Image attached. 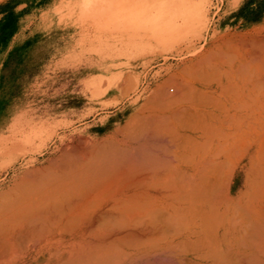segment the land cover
I'll return each instance as SVG.
<instances>
[{
  "label": "rangeland",
  "instance_id": "obj_1",
  "mask_svg": "<svg viewBox=\"0 0 264 264\" xmlns=\"http://www.w3.org/2000/svg\"><path fill=\"white\" fill-rule=\"evenodd\" d=\"M259 24L264 0H0V135H123L179 82L215 83ZM167 114L164 133L191 131ZM20 152L0 156V185Z\"/></svg>",
  "mask_w": 264,
  "mask_h": 264
},
{
  "label": "bare ground",
  "instance_id": "obj_2",
  "mask_svg": "<svg viewBox=\"0 0 264 264\" xmlns=\"http://www.w3.org/2000/svg\"><path fill=\"white\" fill-rule=\"evenodd\" d=\"M252 38H248L250 41L247 39L249 43L253 40ZM128 39L129 43H140L136 37L130 36ZM259 41L254 42L259 43ZM254 42L250 47L253 46L252 52H257V48L259 45H263L264 41L261 40L259 44ZM238 45L237 41L236 46L233 47L239 49ZM262 47L258 50L259 52H262ZM216 51L214 52L218 55V50ZM225 55L224 57L227 59ZM260 55L256 56L261 57ZM230 58L227 59V62ZM202 60L203 58L200 63H205V60ZM234 60L232 59V62ZM262 62L264 65V61ZM239 64L242 63L239 62ZM244 66L243 68L246 67ZM245 69L247 70V67ZM238 72L236 71V73ZM247 72L246 75L250 74ZM212 75L210 78L202 76L208 81L211 80ZM219 75L221 74L219 73ZM251 78L249 77V79ZM179 84H184L182 88L184 86L191 89L185 81L179 82ZM254 84L257 83L254 82ZM258 85L260 84L258 83ZM197 90L201 91L198 88ZM191 95L188 96L190 99L186 96L188 98L186 101L193 100ZM199 95L202 97L204 94ZM209 96L208 94V100L211 99ZM205 99L207 98L205 97ZM212 100L215 101L212 98L211 103ZM159 101L157 102L160 109L157 110L158 114L153 112L151 117L144 118L142 116L143 118L140 120L143 121L137 123H134L135 120L128 122L123 129V135H118V133L95 136L74 135L73 137L72 135H0V156L21 148L20 159L18 161L12 159L5 168V170L13 171L12 177L0 185V264H230L232 254L231 250H228L230 247L222 245L223 240L227 241L228 239L225 233H220L218 227V222H222L219 218H226L227 213H224L226 216H221L223 213L220 212V214L222 213L220 217L219 207L216 208L218 202L221 205L224 204L223 201L226 199L224 198L226 190L224 186L228 180L223 179L225 182L222 180L223 182L217 183L213 180L215 177L210 178L209 172L205 180L199 181L198 172L194 171L191 166L194 161L191 160L192 164L189 162L190 159L188 162L186 161V163H190L186 165V169L175 168L173 167L174 163L172 168L170 167L172 159L165 158L164 149L171 151L174 150V147L181 148L183 146L177 142L174 143L177 145H173V148L170 147L172 148L170 150L166 146L168 143L164 145L166 142L173 143L174 140L172 137L168 140L167 138H170L171 135L166 136L167 133L163 132L165 130L163 128L166 127L163 125L164 117H166L164 109L169 108V105L166 104L168 107L164 108V101H162L163 103ZM195 101L197 102V100ZM169 102L171 105L172 101ZM177 102L176 100L175 103ZM173 105L174 103L171 107ZM175 105L177 107V104ZM147 108L149 109V107ZM181 109L183 110V107ZM181 109L177 110L180 112V121L182 117H185L182 116ZM188 109L186 107L183 110L187 116L192 113L189 114L190 110ZM175 115V113L171 114L172 117ZM194 115L196 116L195 113ZM177 116L173 119H178L179 116ZM189 121L185 120L187 123ZM204 121L203 123H206ZM170 124L171 122L167 124V128ZM178 124L180 123L178 122ZM191 124L190 126H192ZM195 126L192 128L194 129ZM170 127V130L173 129L172 126ZM186 136L185 138L189 137V135ZM193 145L195 146V144ZM206 145L208 146V144ZM207 146L206 148H208ZM189 148L192 149V147ZM177 153L180 155L179 152ZM181 155L183 156L182 153ZM218 155L219 153L216 156ZM25 156L30 158L26 163H23ZM192 157L195 159L193 155ZM179 158L183 162L181 156L176 157L175 160L179 161ZM21 159L22 161H20ZM165 159L169 165L165 164L164 167ZM208 160L210 161V159ZM215 162L214 164H216ZM226 165L228 166V163ZM208 166L210 167V165ZM201 168L207 169L208 167ZM223 169L224 166L221 173ZM211 170L213 171V169ZM204 171L206 170L204 169ZM220 172L219 174H221ZM202 174V176L205 175L204 172ZM220 176L218 175L219 178ZM225 178L227 177L225 176ZM240 209L243 211L241 207ZM246 212L248 213V211ZM220 225L225 226L224 223ZM224 230L226 229L223 228ZM243 243L244 241H241L240 245ZM245 245L242 246L251 247V244ZM253 250H255L253 255L256 258L257 249ZM250 254L252 255V252ZM256 255L259 254L256 253ZM248 256H244V258H248L250 262L252 256ZM236 257L234 258L236 259ZM239 257H237L238 260H244L242 255V259ZM254 262L256 263V260H253V264H255ZM257 262L264 264L262 260Z\"/></svg>",
  "mask_w": 264,
  "mask_h": 264
},
{
  "label": "crops",
  "instance_id": "obj_3",
  "mask_svg": "<svg viewBox=\"0 0 264 264\" xmlns=\"http://www.w3.org/2000/svg\"><path fill=\"white\" fill-rule=\"evenodd\" d=\"M251 34H256V35L251 36ZM244 36H245V38H244ZM244 36L242 37V38H244V40H246L244 42V49L239 51V52L234 51V52L229 53L231 56H233L232 58H230V60H232V59L234 60V57H236L234 60V63L232 62L230 64V65H232V67L223 69L224 73H222V74L220 73L221 75H219V72H216L215 83H213V82H211V83L198 82L197 83L194 81L190 85L187 84V85H189V87L191 89H187L188 87L186 88L183 86L184 89H182V90H184V91L179 89V90H181L180 91L181 94L179 93V90H178V92L176 91L177 95L174 96L173 99H176L178 102L175 103V100H173L172 104L174 103V105L172 107H171L172 104L170 105L169 104L170 102L169 103L167 102V104L169 105V108H167V110H169V111L172 110L171 112H169L170 117H172L171 114L174 115V113H175L176 115L179 116V117L177 116L178 117L177 120L180 119V115H179L180 112L177 111L178 109H181V107H183V110H185L186 107H187V109L190 108V109H188V110H190L189 114L192 112L191 115H193V116L188 115V116H190V117H188L185 113H183L182 109H181L182 110L181 114H182V116H185L186 118H188V121L190 120L189 122L192 123L191 124L192 125L191 131L190 130L187 131L188 134L186 137H188V135L190 137V135H191V137L193 139L190 137L191 140L190 139L189 140L191 142L189 143L188 142L189 137L185 138V135L179 134V133L176 134L178 137L177 136L173 137L174 134H171V136H169L170 138H167V139L169 140L172 137L174 142L173 143L171 142L172 145L169 142H166V143L164 142L165 143L164 145H166L168 143V145H166V146L170 150L173 148L172 147L173 145L176 146L177 144L182 145L183 147H181V148L180 147H174V150L172 149L171 151L166 150V148H165L164 149V156L166 155V157H165L166 159H167V157H170L172 159L171 160L172 162L170 161V163L172 164V165H170L171 168L175 164L173 166L175 168L181 167V168L186 169L187 166H186L185 160L188 161V159H190L189 162H191V160H193L194 164H193V162H191L193 164L191 166L193 167L194 171L198 172L197 176H199V181L205 180L207 178V175L209 172H210L209 173L210 178L215 177V179H213V180H215L217 183H220L223 181L225 182V180H223V179L228 180V182L226 181L225 186H224L226 189L224 191V198H226L223 201L224 204L221 205L218 202L216 205V208L219 207V212H218L219 216L222 213L223 214L221 216L227 215L226 218L222 217V218H224L223 220H222V218L220 219L217 216V218H219V220L222 221L221 223H220V221L218 222V227L220 228V233H222V232L225 233V236L228 239L227 240L228 242L226 241V239H224L222 245L227 246V248L230 247L228 249V250H231L230 252L232 253L230 264H253V260H256V263L254 262L255 264H257V263L260 264L261 262H257V261H259V260L264 261V233H262L264 230V133H263L264 132V84H263V82H264V78H263L264 77V70H263L264 65L262 62V61H264V51H263L264 47H262L264 45L263 44L264 42H262L263 45H259V48H257V52H255V51L252 52L253 46L250 47V45L253 44L254 41L257 42L258 40H260L259 43L261 42V40L264 41V24H259V25L253 26L252 29L249 30ZM255 36H256V38H255ZM252 37H254V38H252ZM248 38H250V39L252 38L253 40L254 39L255 40L254 41L251 40V42L249 43L250 39H248ZM256 42H254V43H256ZM259 43H256V44H259ZM261 47L263 48L262 52L260 51L262 56L260 55V52L258 51L259 49H261ZM257 54H259L261 56V57L258 56L259 59L256 56ZM255 57L258 59V61ZM248 58H249L250 62L248 61ZM262 58H263V60H262ZM260 60H262V61H260ZM251 61H253V62H251ZM239 62H241L242 64H239ZM246 63H248V64H246ZM227 65L229 66V64H227ZM242 65L243 66L245 65L247 67L248 72L245 69L246 67L244 66L245 68H243ZM255 65L257 66V68H256L257 70L255 69ZM236 71L237 72L239 71V72L236 73ZM251 71H253V72H251ZM241 72H243V73L245 72V73L242 74ZM246 72L250 73V74H247L248 75L247 76ZM252 73H253V75H252ZM249 75H252V76H249ZM217 76L218 77L220 76V77L218 78ZM249 77L250 78L252 77V78L249 79ZM254 82L257 84H254ZM258 83L261 86L258 85ZM256 85L258 88L259 87L260 88L262 87V88L261 89L259 88L260 89L259 90L256 87ZM193 86H195V87H193ZM223 86H226V87L222 88ZM254 86H255V89H254ZM196 87L198 89H201V91L197 90ZM194 88L196 89L197 92L195 91ZM230 88H231V90L234 88L233 90L236 92L235 93L232 92L233 90L231 91ZM171 90L174 91L175 89H171ZM184 92L185 93L187 92V94L190 93V95L193 93V95H191V96H192V99L194 101L193 100H187L186 101V99H188V98L190 99V97H188L190 95L187 96V94H185ZM246 93H247V95H246ZM198 94H201V95L204 94L203 95L204 97L203 96L200 97V95L198 96ZM208 94L211 96V99L213 98L215 101L212 100V103H211L210 102L211 99L208 100ZM210 96H209V98H210ZM205 97L207 99H205ZM214 97L218 100L219 103L217 102V100ZM179 98L180 99L184 98L185 101L183 102L184 99L181 101ZM195 100H197V102ZM202 101L204 102L203 104L201 103ZM215 102H217L219 105ZM175 104H177L178 108L176 107ZM220 104H222V105H220ZM165 107H168V106L166 105ZM191 108H192V110H191ZM172 112H174V113H172ZM176 112H178V113H176ZM199 112L201 113L200 114L201 118H199L200 117ZM186 113L188 114V112H186ZM194 113L196 114V116L194 115ZM212 114H214L216 116L214 117V115L212 116ZM176 115L173 117L175 118ZM231 116H233V117H231ZM185 117H182V118H184V121L181 118L182 122H184V123L186 120ZM171 119H173V118H171ZM203 121L206 123H203ZM179 122H181V121L179 120ZM211 122H212V124H211ZM201 123H202V125H201ZM213 123H216V124L217 123H220V124L223 123L224 127L226 128L225 131H221L220 127L214 128ZM197 125H198V127H197ZM194 126H195L196 130H194L195 128L194 129L192 128ZM200 126L202 127V129ZM206 127H207V129H206ZM238 127L240 128V130ZM218 128H220V129H218ZM209 129H210V131H209ZM217 130L220 132H218ZM38 132L39 131H35V128H34V131L30 134L39 135ZM222 133H223V135H222ZM27 135H29V133ZM167 135H169V134H167ZM179 135H180V137H179ZM208 135H211V137L208 138ZM164 136H165V134H164ZM219 136H221V137H219ZM222 136L225 138H223ZM164 139L166 140L165 137H164ZM170 141H172V140H170ZM193 141H194L193 144H195V146L192 144ZM195 141H196V143H195ZM199 141H200V143L198 144ZM180 142L184 143L186 145L184 146ZM174 143H177V144H174ZM191 144H192V146H191ZM206 144H208V146ZM221 144H223V145L221 146ZM206 146L208 148H206ZM170 147H172V148H170ZM189 147H192V149ZM188 149H190V150H188ZM219 150H220V152H219ZM237 150L239 151L238 155H237L238 157L234 161L233 160L234 159V153H237ZM175 151L179 152L180 155H178L177 152H176L177 153L176 154ZM181 153L183 154V156L181 155ZM218 153H219V155L216 156ZM192 155L195 157V159L192 157ZM201 155H203V156H201ZM180 156L183 158V162H182V159L180 160V158H179V161H177L178 159L175 160L176 157H180ZM242 158L247 159V161L243 166L241 165L239 168V163L241 162L239 160H242ZM208 159H210V161L213 159L212 161H214V162L216 161L215 162L216 164H214V162H212V161H211L212 162L211 163ZM167 160H170V159H167ZM167 160L164 161V167H165V164L169 165ZM173 160H175V161H173ZM176 161H177V163H176ZM208 161L210 162V164ZM224 162L228 163V166L226 165V163L224 164ZM229 162H230V164H229ZM218 163L221 167L218 165ZM188 164H190V163H188ZM206 164L210 165V167ZM216 165H218V166H216ZM203 166L208 167V168L202 169L201 167H203ZM223 166H224V169H223V172L221 173L220 171H222ZM188 167H190V165H188ZM214 168H215V170H214ZM204 169L206 171H204ZM211 169H213V171ZM218 169H219V171H218ZM231 171H232V173H231ZM199 172H200V174H199ZM202 172H204L205 177L202 176L203 175ZM219 172L221 174H219ZM222 174H225V175H222ZM218 175L219 176L222 175V176H220V178H219ZM228 175H230V176L228 177ZM225 176L227 178H225ZM201 177H203V179H201ZM216 179H218V180H216ZM210 182H211V180H210ZM226 185H227V187H226ZM219 204H220V206H219ZM226 204L228 205L227 207H226ZM238 206H239V208H238ZM240 207L243 209V211L240 209ZM246 211H248V213ZM220 212H222V213L220 214ZM224 213L225 214L227 213V214L224 215ZM252 221H254V222H252ZM216 222H217V220H216ZM223 223L225 224L224 227L222 225H220ZM241 227H242V229H241ZM223 228L226 230L223 231ZM258 234H259V236H258ZM249 238H252V239H249ZM261 239H263V240H261ZM224 241H226V242H224ZM241 241L242 242L244 241V243H243L244 245L246 243H247V245L251 244V247H244V246H242L243 244L240 245ZM218 242H220V241H218ZM228 243H230V244H228ZM252 244H253V246H252ZM247 245H245V246H247ZM232 247H233V249H231ZM253 247H256V248H253ZM247 248H249V249H247ZM252 248L257 249L256 253H258L259 255L257 256L255 253L256 258H254V255H253L254 254L253 251H255V250H253ZM251 252H252V255L250 254ZM236 254L240 257L242 255L243 258H244V256H248L249 254H250L249 256H252V257H251V260L249 259L250 262L248 261V258L246 259V257L244 258V260L242 259V257L241 258L239 257L242 260H238L237 259L238 256L236 257ZM234 257H236V259Z\"/></svg>",
  "mask_w": 264,
  "mask_h": 264
}]
</instances>
